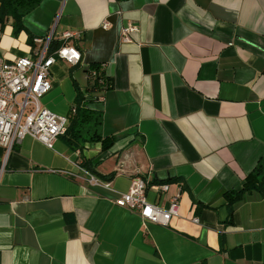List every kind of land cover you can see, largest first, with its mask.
Instances as JSON below:
<instances>
[{
    "label": "crops",
    "instance_id": "1",
    "mask_svg": "<svg viewBox=\"0 0 264 264\" xmlns=\"http://www.w3.org/2000/svg\"><path fill=\"white\" fill-rule=\"evenodd\" d=\"M23 25L19 49L0 35L4 58L79 35L80 61L53 65L42 103L66 116L79 93L117 141L0 147V264H264V189L225 198L264 161V0H42ZM96 67L107 89H91ZM134 178L170 185L161 207L180 194L168 225L115 205Z\"/></svg>",
    "mask_w": 264,
    "mask_h": 264
},
{
    "label": "built area",
    "instance_id": "2",
    "mask_svg": "<svg viewBox=\"0 0 264 264\" xmlns=\"http://www.w3.org/2000/svg\"><path fill=\"white\" fill-rule=\"evenodd\" d=\"M102 26L107 28L108 23L104 22ZM136 31L137 27L128 23L121 29V42L129 43ZM51 33L45 41L33 40L36 47L29 56L8 60L0 55V147L4 150L5 158L27 136L53 149L55 142L66 132L68 115L54 114L40 100L52 89L51 68L57 61L68 65H76L80 61V53L69 43L79 35L73 31L63 32L62 43L48 53ZM91 75L95 77L96 73ZM92 181L97 183L95 179ZM105 186L109 187L110 184ZM148 189L155 193L153 201L148 199ZM169 190L168 183L149 187L143 179L134 178L130 180L127 191L121 193L114 203L120 208L134 211L144 222L166 226L178 214L180 194L176 192L170 195L166 207L159 206L156 197ZM192 221L198 222L197 218Z\"/></svg>",
    "mask_w": 264,
    "mask_h": 264
},
{
    "label": "trees",
    "instance_id": "3",
    "mask_svg": "<svg viewBox=\"0 0 264 264\" xmlns=\"http://www.w3.org/2000/svg\"><path fill=\"white\" fill-rule=\"evenodd\" d=\"M42 0H0V25L1 29L9 22L12 27V35L18 36L19 33L26 31L23 25V19L26 15L32 12ZM29 42L32 37H28ZM59 47V44L50 41L48 45V53H52ZM95 72L96 76L92 77ZM92 79L91 89H107L108 83L103 77L100 68L96 67L89 72ZM90 89V90H91ZM74 106L70 108L68 113V125L65 134L61 137L65 145L73 151H79L84 148L85 144L99 143L101 151L109 150L117 138L105 137L100 134V126L102 121L101 113L92 110L88 107L87 102L82 98L79 93L76 96ZM74 112V113H73ZM92 160H85L82 167L90 172L92 175L97 176L95 170L92 169ZM97 163L93 166H96ZM264 189V161H260L252 172L246 177L244 188L240 191H231L225 194L228 206L240 200L243 193L246 191Z\"/></svg>",
    "mask_w": 264,
    "mask_h": 264
},
{
    "label": "rangeland",
    "instance_id": "4",
    "mask_svg": "<svg viewBox=\"0 0 264 264\" xmlns=\"http://www.w3.org/2000/svg\"><path fill=\"white\" fill-rule=\"evenodd\" d=\"M10 26V24H9V22L8 23H6L5 24V26H3V28H2V32H1V34H3L4 36H5V43H6V46L7 47H9V48H11V47H13V48H16V49H19L20 47H18L17 45H16V41L18 40V36H13L12 35V32L10 33V31H9V27ZM0 34V35H1ZM15 45V46H14ZM7 47H5V48H7ZM43 99V98H42ZM42 99L40 100V102H41V104L43 105V103H42ZM44 106V105H43ZM45 107V106H44ZM46 108V107H45ZM48 109V108H47ZM49 110V109H48ZM50 111V110H49ZM52 112V111H51ZM54 114H56V113H54ZM58 115V114H57Z\"/></svg>",
    "mask_w": 264,
    "mask_h": 264
}]
</instances>
